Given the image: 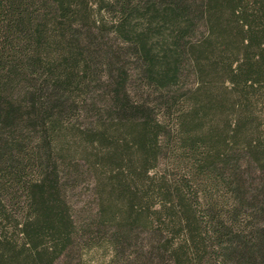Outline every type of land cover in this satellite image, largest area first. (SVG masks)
<instances>
[{"label":"trees","instance_id":"trees-1","mask_svg":"<svg viewBox=\"0 0 264 264\" xmlns=\"http://www.w3.org/2000/svg\"><path fill=\"white\" fill-rule=\"evenodd\" d=\"M99 249L264 264V0H0V264Z\"/></svg>","mask_w":264,"mask_h":264},{"label":"rangeland","instance_id":"rangeland-1","mask_svg":"<svg viewBox=\"0 0 264 264\" xmlns=\"http://www.w3.org/2000/svg\"><path fill=\"white\" fill-rule=\"evenodd\" d=\"M83 185L82 182L77 183V187L73 191H69L67 195L68 202L73 207H93L91 206L92 189L89 186ZM75 205V206H74ZM107 259V251L99 249L97 251L89 252L82 263L80 264H102Z\"/></svg>","mask_w":264,"mask_h":264}]
</instances>
